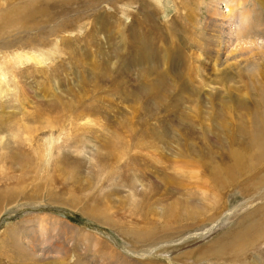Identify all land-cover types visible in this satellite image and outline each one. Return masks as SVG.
Wrapping results in <instances>:
<instances>
[{
    "label": "rangeland",
    "instance_id": "rangeland-1",
    "mask_svg": "<svg viewBox=\"0 0 264 264\" xmlns=\"http://www.w3.org/2000/svg\"><path fill=\"white\" fill-rule=\"evenodd\" d=\"M24 1L0 0V25L3 10L12 16L7 10ZM254 2L250 19L259 14L264 28V0ZM219 3L221 14L235 2ZM208 5L209 0H76L72 5L51 0L54 20L74 27L52 33L38 17L22 16L17 22L24 28L3 31L0 264H244L246 259L264 264V239L255 248L244 245L236 259L227 253L199 255L223 238L249 236L246 228L264 223L258 217L264 182L248 188L251 177L245 181L236 173L235 179L212 185L214 165L229 163L228 151L235 146L224 141L225 126H247L246 112L264 98V53L256 66L232 57L231 65L214 67L205 45L190 46L199 31L206 33ZM231 25L232 39L220 61L248 42H238L236 24ZM262 35L248 47L264 45ZM5 40L10 47H3ZM176 50L198 61L199 71L187 74L178 66L186 90L175 89L181 94L170 104L178 115L165 120L162 130L152 118L157 99L152 101L144 86L164 67L163 54ZM12 51L32 60L15 65ZM147 54L150 63H143ZM184 96L191 100L182 101ZM165 108L171 110L160 106L158 115L167 113ZM148 115L153 127L143 140L138 122ZM184 125L194 127L192 137L183 135ZM260 166L258 175L264 172ZM249 175L253 179V172ZM174 207L179 211L172 218Z\"/></svg>",
    "mask_w": 264,
    "mask_h": 264
},
{
    "label": "bare ground",
    "instance_id": "bare-ground-1",
    "mask_svg": "<svg viewBox=\"0 0 264 264\" xmlns=\"http://www.w3.org/2000/svg\"><path fill=\"white\" fill-rule=\"evenodd\" d=\"M50 1L51 0H25L23 2V4L15 5V6L11 7L9 9V11L7 10V12L13 14L12 16H10L11 14L9 15L8 13L5 12V10H3L5 15L2 14L3 15V20H2V25H0V38H1V36L4 35L3 31L8 30L9 28L10 29L13 28V27H16V28H21L22 27V28H24V26L18 25V22H17V19L22 17V16H26V17L28 16V18H30V17H33V18L38 17L39 18L38 19L39 23L44 24L45 28L49 27L50 28L49 30L52 33L57 31L60 27L63 28V29H64V27H66V28L74 27L76 24L63 25V24H59L58 22H56V20H54L55 18H54V16L52 14L50 15V9H49V6H48ZM64 1L65 2H63L62 0H59V2L62 5H64V4L72 5V4H74L76 2V0H64ZM219 1L220 0H209V5H208V8H207V14H206L207 17L204 18V19H206V22H205L206 30L205 31H206L207 34L206 33L204 34V32L199 31V33L197 34V37L193 39L194 42L192 41L194 45L192 43H190L191 41L189 42V40H187L190 43V46H196V48L198 47L199 50H200L205 45V47H207L209 49L208 52H206V49H205V53L208 55L207 57L209 58V61H212V65L214 67L218 63H221V64L222 63H229V65H231L232 64L231 63V58L232 57H233V59H235V61L238 64L239 63H244L245 65H249V64L254 65V66L259 65V63H258L259 62L258 60L260 59L259 55L264 53V45L260 46L259 48H257L256 46L252 47V45H251V47H248V45H247L248 43L249 44L256 43L258 41L259 37H260L258 35L260 33H262V31H264V28L262 26V20L259 21V19H260V15L259 14H257L256 18L250 19V13H254L255 10H256L255 7L257 6V4L254 2L255 0H250V1L248 0L249 3H246V4H245V1H247V0H234L235 3L233 4V8H232V6L228 7L225 11H222L221 14L219 12L220 9L218 7L219 4H220ZM230 3H232V2H230ZM241 3H244V5L243 6L240 5ZM235 8L237 10H235V12H232V9H235ZM199 16H200V14H199ZM40 18H42L43 21H41ZM76 19H78V18H76ZM33 21H35V20H33ZM74 22L77 23L78 20L77 21L73 20V23ZM188 22L191 24V26L195 27V24H194L195 22L192 21L190 16H189ZM30 23H31L32 27L42 28V27H37L38 25H36V24L38 22H35V24H34V23H32V21H30ZM231 24H236V28L233 27V30L236 29L235 35H237L238 42H241L240 41L241 39H248V42L244 41V42H241L242 44L239 43L240 44L239 46H242V49H241L242 51L241 52H239L238 54L227 55L224 60L221 59V61H220V58H221V56L223 54L222 51L225 49V46H226L227 42H229L232 39V33L230 31V28H229L230 26H233ZM24 25H26V24H24ZM103 26H105V25H103ZM131 29H132V27H131ZM255 29L258 32L257 34L254 31ZM150 30H151V28H150ZM192 31H194V29ZM190 32H191V30H190ZM129 33H130V31H129ZM194 34H196V33H194ZM254 36H255V38H254ZM262 36H264V35H262ZM124 37L126 38V36H124ZM187 38L189 39V37H187ZM252 38H253V40H251ZM7 39H9V38H7ZM6 40L2 41V43L4 45L3 47L7 48V47H10V46L7 45V41ZM12 53H13L12 59H13L15 65L16 64L20 65V63H23V62H25L27 60H32V57L27 55V53H23L21 51L20 52L19 51H16V52L12 51ZM176 53H177V50H176ZM178 53H177L178 54V56H177V54L170 52V54L168 53L166 55V58L164 56V54H165L164 53L163 57H162V60H161L162 62L164 61L163 62L164 63V67H162L161 70H156L155 71L154 77L152 78L154 83L150 81V85H145L144 86L146 89L152 91L151 93L147 94V96L152 101H153V99H157L155 101L156 105H157L155 107V110L157 108V111H159L160 110V106H164V107L165 106L166 107L170 106L171 107L170 111H167L166 108L163 110V111L167 112L164 115H158L157 111H153L152 112V114L154 113L152 118L156 119L157 127H159L162 130H163V127L166 124L165 120H169V119L172 118L171 115H173L175 113L177 114V112L175 110V106L170 104V101L174 100L175 96L181 94V92H178L175 89L176 88H182L184 91L186 90V87L184 86L186 82L184 81V79L182 77H178V75L182 76L183 74L181 72H179V74H177L175 72V71L178 70L177 69L178 66L181 67L182 69H185V73H187V74L190 73L191 69H193V71L196 74L199 71V68H198L199 67L198 66L199 63H198V61H194L193 58L188 53H184L181 50L180 51L178 50ZM213 54H214V56H212ZM150 56H152V55H150ZM153 56H154V54H153ZM8 57H7L6 61H10L11 60V58H8ZM198 57L199 56L196 55L197 59H199ZM148 60H149V58H148V54H147V55H145V57L141 61H144L143 63H150ZM156 60H157V64H158V58L157 57H156L155 61ZM138 64H139V62H138ZM141 64L142 63H140V65ZM159 64H161V63H159ZM145 73L147 74V72H145ZM146 74H145V76H146ZM0 82H2V79L0 80ZM92 82H94L95 83L94 86H96V81H92ZM113 82L114 81L111 78L109 84H112ZM181 82H183V83H181ZM263 83L264 82L261 81V84L260 83L259 84L263 85ZM21 87H23L22 88L23 90H26V88L23 85ZM194 93L195 92L192 91L189 94L188 97L190 98V96L194 95ZM254 94H256V92ZM166 99H169L168 102H166V104H162V100L165 101ZM187 99L188 98L186 96H184L182 101L186 102L188 100L189 101L191 100V99H188V100ZM176 102H177V100H176ZM252 103H254V102H252ZM252 107H253V109H251L250 111L246 112V114H247L246 116H248L247 117V121L249 120L248 121L249 123L247 124V126L243 125V126L235 128V125H234L235 123H234L233 125L231 124V125L225 126V128L223 127L225 129V132H227L225 134V137H227V140L225 139L224 141H230L231 143L235 144V146L230 148L229 151H228V155H229L228 159L230 160L229 163H225V164L223 163V164H220V165L219 164L218 165H214L216 167H214L215 168V172L213 171L214 175H212L213 176L212 179H213V182H214V183H212V181H211L212 185L213 184L217 185V181L218 180H219V183H220L222 180L225 181V179H227V178L228 179L234 178L233 176L236 173H240V174H242L241 176H244L245 181L246 180L248 181V177H251V180L248 181L249 185H246V187L253 188V189H258L260 186H262V184L264 182V172H263V174L260 173V175H258L256 172H257V166L259 167L260 165L264 164V98H263L262 101H259L256 105H254ZM162 113H164V112H162ZM190 115H192L190 117L192 118L194 124H196V123L198 124V121L195 120L196 115H193L191 113H190ZM227 117H228V115H227ZM149 120H150V115H148L146 117V119L140 120L138 122V130L137 131L140 134V137H138V138H141V139L145 140L146 137H144L143 134H145L146 132H149L150 130H152L151 127H153V125H150L148 123ZM59 128L60 127H58V129ZM184 128H185V130L183 131V135L185 137H192L194 132H195L194 127L184 125ZM129 129L131 131L132 127L129 128ZM26 133H27V131H25V135H26ZM202 135H203V137L206 136L204 134H202ZM25 137L27 138L28 135L25 136ZM213 138L218 139V138H220V136L217 135V136H215ZM221 141H223V140H221ZM247 171H249V173H250V171L253 172V179H252V175H249V173ZM224 175H225V178H224ZM255 175H257V176H255ZM223 184L224 183H222V185ZM254 184H256V185H254ZM221 189H224V188H221ZM208 200H211V199H208ZM213 202H214V200H213ZM177 206H179V205H177ZM175 210H178V209H176L175 207L171 208V211H172L171 212V217L172 218H173V216L175 218L177 216V214H178V213L176 214L174 212ZM190 212L191 211H187V213H190ZM258 217H261L262 221L264 222V208L260 209V216H258ZM261 219H259V220H261ZM247 230H248V228H246V232L248 233L249 236H246V235L241 233L238 236H236L237 235L236 234V235L230 236L228 238L227 237L223 238L221 241H217L213 245L208 246L205 249H202L199 252V255L200 256L201 255H205L206 257H209V255H211V253L212 254L215 253L214 254L215 256H219L222 253H227V254H230L232 259H236V257L239 254V251L241 249L245 248V247H243L244 245L245 246L252 245L253 248H255L256 245H257V241L260 242L261 240L264 239V223L261 224L260 221H259V222H257V224L255 225V227L253 229L250 228V230H248V231ZM240 237H242V238L240 239ZM247 239H249V241ZM243 240H247V242H244ZM242 241L244 243H242L240 245V243ZM235 245L239 246V250H237ZM240 246H242V247L240 248ZM188 253H189V251H188ZM183 256H185V255H183ZM114 257H115V253L114 252L109 254V258L114 259ZM202 258H205V257H202ZM246 261H247V259H246ZM246 261H244V264H249V263H246ZM108 262L109 261H106V263H108ZM118 264H120V263H118Z\"/></svg>",
    "mask_w": 264,
    "mask_h": 264
}]
</instances>
